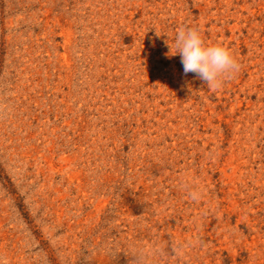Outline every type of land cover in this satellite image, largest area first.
Segmentation results:
<instances>
[{
    "label": "rangeland",
    "instance_id": "rangeland-1",
    "mask_svg": "<svg viewBox=\"0 0 264 264\" xmlns=\"http://www.w3.org/2000/svg\"><path fill=\"white\" fill-rule=\"evenodd\" d=\"M0 264H264V0H0Z\"/></svg>",
    "mask_w": 264,
    "mask_h": 264
},
{
    "label": "clouds",
    "instance_id": "clouds-1",
    "mask_svg": "<svg viewBox=\"0 0 264 264\" xmlns=\"http://www.w3.org/2000/svg\"><path fill=\"white\" fill-rule=\"evenodd\" d=\"M155 27V26H154ZM156 36L166 33L169 51L166 56L179 54L183 73H194L195 77L202 81L208 88H218L225 81L232 79L240 70V63L233 53L222 44L207 43L203 39L198 28L181 26L174 34L160 31L156 28ZM189 91L193 94L192 89ZM186 194L192 201H198L202 190L197 186H191L182 182ZM183 244L172 241V252L177 254Z\"/></svg>",
    "mask_w": 264,
    "mask_h": 264
}]
</instances>
